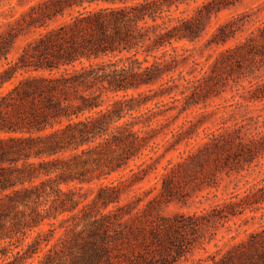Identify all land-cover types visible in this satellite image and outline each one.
Segmentation results:
<instances>
[{
  "label": "trees",
  "instance_id": "1",
  "mask_svg": "<svg viewBox=\"0 0 264 264\" xmlns=\"http://www.w3.org/2000/svg\"><path fill=\"white\" fill-rule=\"evenodd\" d=\"M237 1L206 0L188 13L180 8L196 0H36L6 24L0 32V264H182L197 249L206 257L196 264H264V185L200 213L166 216L162 205L187 197L180 173L171 168L143 208L141 199L122 203L125 181L110 179L146 180V162L137 171L130 163L148 157L149 148L157 154L151 142L162 136L174 150L186 140L178 167L188 184L205 169L229 176L264 157L261 132L226 129L199 138L192 134L197 130L180 128L167 139L149 118L138 122L154 114L150 103L157 108L166 97L183 102L181 113L208 106L230 81L237 85L256 63L264 66V22L250 30L254 21L243 12L206 40L205 48L217 49L214 60L199 69L193 61L192 77L183 74L193 56L180 44L204 39L212 17ZM20 38L25 43L10 58ZM254 85L249 101L263 102L264 83ZM93 183L95 197L80 208L78 191ZM76 211L81 230L75 224L56 237L55 223L46 220L74 218ZM240 220L259 226L236 241ZM45 224L51 229L37 232ZM221 232L229 236L222 246ZM212 244L216 251L209 253Z\"/></svg>",
  "mask_w": 264,
  "mask_h": 264
},
{
  "label": "rangeland",
  "instance_id": "2",
  "mask_svg": "<svg viewBox=\"0 0 264 264\" xmlns=\"http://www.w3.org/2000/svg\"><path fill=\"white\" fill-rule=\"evenodd\" d=\"M35 1L36 0H6L1 2L0 32H5L7 30L6 24L18 19L20 15L28 9L29 5ZM204 1L206 0H196V2H191L189 7L182 6L180 10L190 13L196 7L201 6ZM243 12L248 13L249 19L254 21L252 23L254 24L253 26L248 25L250 30L255 26H260L261 23L264 22V0L237 1L232 8L224 10L218 16L212 17L209 25L210 27L208 28V35L204 39L194 45L189 42L181 43L180 45H184L188 49L187 55L193 56V58L190 59L188 67L183 71L184 75L188 76V78L192 77V75H187V71L192 70L193 61L200 64L198 67L199 69L207 63V60L208 63L214 60L217 49L205 48L206 40L219 24ZM24 43V38L18 39L11 52L10 58H15ZM259 66V63L255 64L253 67L255 70L254 74L251 75L248 80H241L237 85L230 81V88L226 89L227 91L223 92L220 98L210 100L208 106L194 107L187 112L181 113L180 109L183 102H172L169 97H166L162 99L165 104H159L157 108L154 104L150 103L148 107L154 108L152 112L154 114H149L144 118H140L138 122H142L143 119L149 118L152 127H155L157 132H166L168 134L180 128L182 129L181 132L188 131L189 134L192 129H195L197 131L192 134L197 133L199 138L205 137L209 132L223 133L226 129L234 131L239 135L246 133L253 135L258 132L264 134V101L250 102L248 99L249 90L255 88V82L260 81V83H264V66L261 69L257 68ZM249 81H252L253 84H250ZM158 121L161 124H159ZM140 126L141 125H137L135 129L139 130L141 128ZM256 126H258V129H256ZM188 134L186 133L182 135V137H189ZM170 138L171 134L167 135V139ZM165 140L163 136L153 139L151 144L152 147H154V151H157V154L150 152L151 149L149 148L146 151V153H149L148 157H145L142 161L136 160L130 163V167L136 170L135 165H140L143 161L146 162L145 166L148 167L149 172V176L146 180L140 183H133L129 178L130 174L124 179H120L119 174H114L110 178L111 181H116L117 183L125 181L123 184L124 186L121 188L122 203L135 202L137 204L138 200L141 199L142 202H140L139 208L145 207L148 200L157 196L162 177H165L166 173H168L171 168L174 170L175 174L178 175L180 173L178 180L183 186V191L186 193L187 197L182 202L173 203L169 206L162 205L159 210L162 215L166 216L176 213H200L203 210H209L211 206L223 203L224 200L229 198L233 193H239L241 196H244L251 188L264 185V157L257 160L254 164L244 166L239 171L234 170L230 172L229 176L227 175L228 171H221L213 175H208L209 169H205L203 173L198 175V180H194L188 184V178H184L183 173L178 167L179 163L187 156L186 140L177 145L175 150L171 147V143L165 144ZM190 142L192 145L196 143L195 141ZM204 178L210 181V187L207 183H202L201 179L204 180ZM103 181L108 183V180ZM97 185L98 183H93L91 185L84 184V188L78 191V196H80V200L83 201L80 208L83 204L87 205L91 203V200L96 195ZM154 187H156V190H153ZM63 189H66V187ZM76 215L77 216L74 218H70L68 215L59 216L57 221L46 220V223H55L56 237L62 236L66 232V229L69 230L73 228L75 224L79 225L77 230H81V214L79 211H76ZM247 215H249V213ZM259 215L258 213L257 216ZM237 223L241 225V228L239 230L240 235L236 241L246 236L244 231L250 232L259 226V221H250L247 225L243 220L237 221ZM235 227L236 226H233V229H235ZM49 229H51L50 225L45 224L41 229H37V232L40 230L47 232ZM35 235L36 232H32L26 242H30ZM232 235H237V233L233 232ZM222 236H225V239L219 243L220 246L229 240V236L225 235L224 232L219 234L218 240H221ZM12 243L17 244L15 240ZM7 244L8 243H3L2 245ZM11 248H14V246ZM207 251L209 253L215 252L216 248L212 244L207 247ZM15 252L16 250H14V253ZM204 257H206V253L201 249H197L189 255V260L182 264H196L199 259Z\"/></svg>",
  "mask_w": 264,
  "mask_h": 264
}]
</instances>
